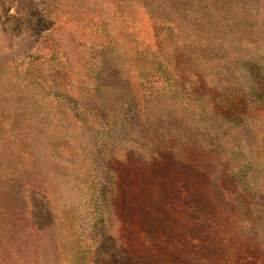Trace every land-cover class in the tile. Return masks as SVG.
Masks as SVG:
<instances>
[{
  "label": "rangeland",
  "instance_id": "1",
  "mask_svg": "<svg viewBox=\"0 0 264 264\" xmlns=\"http://www.w3.org/2000/svg\"><path fill=\"white\" fill-rule=\"evenodd\" d=\"M0 264H264V0H0Z\"/></svg>",
  "mask_w": 264,
  "mask_h": 264
}]
</instances>
